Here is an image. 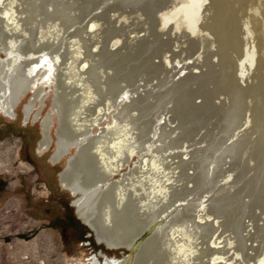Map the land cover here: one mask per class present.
Returning <instances> with one entry per match:
<instances>
[{
  "label": "rangeland",
  "instance_id": "1",
  "mask_svg": "<svg viewBox=\"0 0 264 264\" xmlns=\"http://www.w3.org/2000/svg\"><path fill=\"white\" fill-rule=\"evenodd\" d=\"M24 1L37 5L38 15L33 23L37 30L42 28L39 19H47L45 13L54 9L58 17L64 18L62 22L69 23L62 31L64 41L71 32L78 31L77 35L87 37L89 51L100 45L101 51L91 59L98 64L102 79L112 84L118 82L122 86L118 92L129 94L125 102L138 108V120L147 127L145 136L154 139L151 133L166 113L172 119L163 127L164 144L171 142L167 148L174 150H183L188 144L187 154L183 151L179 157L175 156L176 162L186 160L182 163L185 174L180 184L170 189L173 192L169 200L184 205L176 208L179 203L170 205L172 215L165 217L169 223L167 234L153 240L152 245L159 242L150 261L159 253L157 264H264V132L259 141L261 151L250 149L245 142L242 149L237 147L247 125L241 118L239 124L230 128L233 103L231 97L228 100L227 94L221 92L214 60L217 57L209 54V45L204 47L195 33L183 32L187 30L182 22L183 11L175 6L180 0ZM167 8L181 15L179 18L172 14L183 26L171 23L173 17ZM176 24L181 28L175 29ZM91 25H95L92 33ZM39 32H33L34 40ZM4 55L0 50V57ZM33 94L29 89L22 93L13 114L0 113V264H82L88 257H101V251L120 258L123 251L129 252L126 246L108 247L93 228H88L75 215L74 196L63 186L61 173L69 159L77 155L79 147H72L59 161L52 160L58 150L60 127L55 113L51 145L40 151L43 122L52 112L55 89L46 86L27 117L25 108L33 100ZM120 107L113 109L102 126L114 123ZM100 130L95 126L93 133L99 134ZM141 158L135 155L129 168L135 167ZM125 171L129 169L116 173L114 179ZM183 211L186 214L189 211L188 215Z\"/></svg>",
  "mask_w": 264,
  "mask_h": 264
},
{
  "label": "bare ground",
  "instance_id": "2",
  "mask_svg": "<svg viewBox=\"0 0 264 264\" xmlns=\"http://www.w3.org/2000/svg\"><path fill=\"white\" fill-rule=\"evenodd\" d=\"M179 2L177 5L174 4L183 11L182 22L186 26L183 24L185 28L182 29H187L186 31L183 29V32L187 35L195 33L197 39L204 42L202 44L204 47L209 45V54L217 57L214 60L221 92L227 94L225 97L228 100L231 97L233 103L230 128L235 123L239 124L241 118L244 120L243 124L247 125L245 133L243 132L242 137L237 140L240 144L237 147L241 148L245 143H249L250 149L254 147L261 151L259 141L264 132V0ZM36 6L29 1L25 4L24 0H0V50L5 53V57H0V113L13 114L17 100L29 89L34 92L33 100L31 99L25 108V113L29 117L32 107L36 106L35 99L42 98L45 87L55 89L52 112L43 122L40 151L43 152L51 145V125L55 113L60 119V127L58 150L52 160L59 161L71 152L72 147H79L77 155L69 159L68 166L61 173L63 186L71 190L74 196L73 203L77 215L95 230L98 239L108 247L124 245L129 250L123 251L120 258L101 251V257L97 255L88 257L87 262L82 264H157L159 253L150 261L159 242L156 241L157 243L152 245L153 240L165 237L169 225L165 222V217L168 214L172 215L173 209L169 207L171 204L175 206L179 203L169 201L173 192L170 189L180 184L185 174L182 163H186V160L178 159L176 162L175 156L183 151L187 154L188 144L183 150L168 149L167 147L172 145L171 142L164 144L161 135L170 118L166 113L162 116L160 125L154 128L153 134L151 133L154 139L145 136L147 127L145 128L138 120V108L125 102L126 98L129 99V94L123 95L124 92H118L122 88L118 82L112 84V81L102 79L98 73V64L93 63L94 59H91L101 51L100 45L89 51L86 48L87 37L77 35L78 31L71 32L66 37L67 41H64L65 35L62 31L69 23L62 22L61 19L64 18L58 17L54 9L45 13L47 19H39L42 28L37 30L33 26L38 15ZM176 10L179 11L178 8ZM166 12L165 15L174 14V11L169 10L167 14ZM174 15L181 18L178 12ZM61 16L64 17L63 14ZM68 16L70 18V15ZM168 17L171 19L170 15ZM176 20L173 17L170 21L172 24L180 21ZM48 22L52 23L51 26L45 27ZM182 22L177 24L182 25ZM177 24L173 26L175 29ZM94 27L95 25L89 26L90 33L94 31ZM182 29L179 31L182 32ZM38 31L40 32L38 36L35 35L34 40L33 32ZM85 34L88 36V32ZM176 61L179 62L177 59ZM169 66L171 67V64ZM227 101L225 102L228 104ZM119 105L121 107L114 115V123L102 126L113 109L119 108ZM95 126L101 128L99 134L93 133ZM135 155L142 158L137 160L135 167L129 168L130 160L134 159ZM252 160L251 165H254V159ZM172 163L177 164L175 166L173 164V167ZM125 168L129 171L114 179L115 174L121 173ZM212 170L213 168L208 172ZM180 205L184 203L180 202L175 208ZM199 210L196 215L198 217L201 213ZM188 212L184 213L188 215Z\"/></svg>",
  "mask_w": 264,
  "mask_h": 264
},
{
  "label": "water",
  "instance_id": "3",
  "mask_svg": "<svg viewBox=\"0 0 264 264\" xmlns=\"http://www.w3.org/2000/svg\"><path fill=\"white\" fill-rule=\"evenodd\" d=\"M75 215H76V217L79 218V220H80L84 225H86L88 228H90L91 230H93L92 227H91L88 223H86L85 221H83V220L77 215V213H76V209H75Z\"/></svg>",
  "mask_w": 264,
  "mask_h": 264
}]
</instances>
